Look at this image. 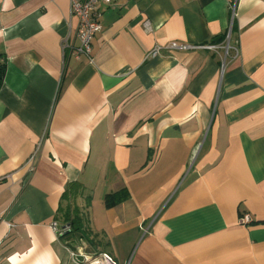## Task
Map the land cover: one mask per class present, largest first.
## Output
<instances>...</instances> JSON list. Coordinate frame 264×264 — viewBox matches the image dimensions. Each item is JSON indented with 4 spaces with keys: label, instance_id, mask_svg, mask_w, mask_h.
Segmentation results:
<instances>
[{
    "label": "crops",
    "instance_id": "1",
    "mask_svg": "<svg viewBox=\"0 0 264 264\" xmlns=\"http://www.w3.org/2000/svg\"><path fill=\"white\" fill-rule=\"evenodd\" d=\"M231 1L102 4L90 63L69 0H0V264H264V0L224 61ZM68 208L90 239L53 231Z\"/></svg>",
    "mask_w": 264,
    "mask_h": 264
},
{
    "label": "built area",
    "instance_id": "2",
    "mask_svg": "<svg viewBox=\"0 0 264 264\" xmlns=\"http://www.w3.org/2000/svg\"><path fill=\"white\" fill-rule=\"evenodd\" d=\"M71 5V13L72 15H76L79 19V25L77 29V38L79 39V45L77 47H72L74 50V55L77 58H80L82 56H86L90 63H94V57H93V49H92V42L95 37V35L102 30L101 25V18L103 15L102 11V4H112L115 0H69ZM239 0H232L229 3L231 13H232V19H231V25L230 30L227 35V44L225 46L226 53L224 57V61L226 59V56L228 54L229 48H230V38H231V31L234 23V19L237 15V7H238ZM148 28L150 27V23L148 22L146 24ZM68 46L66 43V40L63 43V48L65 49ZM172 48H188V47H200V46H194V45H180L177 43H172L170 45ZM208 48H216L217 45L210 44L207 45ZM236 48L237 55H239V49ZM163 49V46L157 45L152 49L149 53V57H155L161 53ZM38 160V154L37 152H34L31 157L29 158L27 162V167L30 172L34 171L37 165ZM253 222V218L249 213H244L240 217V223L242 224H250ZM51 228L56 233L58 237L62 236L67 231L71 230L70 224L61 225L59 221L55 220L51 223ZM147 231V229L145 230ZM72 257L74 261L77 264H100V257H95V255H90L89 253H85L82 248H80L78 251H71ZM102 262L105 264H115L112 258L106 254H101Z\"/></svg>",
    "mask_w": 264,
    "mask_h": 264
},
{
    "label": "trees",
    "instance_id": "3",
    "mask_svg": "<svg viewBox=\"0 0 264 264\" xmlns=\"http://www.w3.org/2000/svg\"><path fill=\"white\" fill-rule=\"evenodd\" d=\"M226 38V35L221 36L219 38L220 40H224ZM6 72V62L4 59H2V56L0 55V89L3 84L4 75ZM71 187V186H70ZM68 192L69 189L67 190ZM67 191L64 193V197L67 196ZM128 198V193L125 190H119L113 193H108L105 196V205L107 207H113L122 201L126 200ZM64 217L66 221L70 222V225L72 226V229L70 232L65 233V236H68L70 238L73 237V235L78 234L79 237L90 239V233L87 231L86 226L84 225L83 217L79 214L73 213L69 208L64 213Z\"/></svg>",
    "mask_w": 264,
    "mask_h": 264
},
{
    "label": "rangeland",
    "instance_id": "4",
    "mask_svg": "<svg viewBox=\"0 0 264 264\" xmlns=\"http://www.w3.org/2000/svg\"><path fill=\"white\" fill-rule=\"evenodd\" d=\"M73 238V237H72Z\"/></svg>",
    "mask_w": 264,
    "mask_h": 264
}]
</instances>
